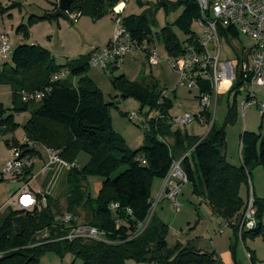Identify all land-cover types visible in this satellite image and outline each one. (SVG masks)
<instances>
[{"label":"trees","instance_id":"16d2710c","mask_svg":"<svg viewBox=\"0 0 264 264\" xmlns=\"http://www.w3.org/2000/svg\"><path fill=\"white\" fill-rule=\"evenodd\" d=\"M119 1L74 0L64 17L77 14L79 19L86 16L100 20L110 14ZM138 5L144 8L141 3ZM57 9L58 4L52 13ZM161 9L166 15L179 9L182 12L173 25L156 33L153 31L157 26L155 15ZM200 18L201 10L195 0H157L155 11L148 8L138 15H126L123 26L138 47L146 45L150 48L158 42L170 57H179L184 53L185 46H182L173 28L187 36V42H192L196 34L191 27ZM40 19L52 18L47 14ZM23 28L21 26L17 32L23 31ZM228 34L238 35L231 28L219 30V35L225 38ZM144 52L150 56L146 50ZM90 58L91 54L65 65H56L51 53L39 45H19L11 55L12 66L0 71V85L11 86L13 111H31V118L24 126L30 143L56 151L68 163L76 162L80 153L88 154L86 166L67 173L69 191L66 213L76 216L79 210H88L90 217L85 224L104 231L108 242L58 240L32 247L39 231L48 229L56 238L63 237L67 231L64 225L58 223L64 214L56 200L36 193L39 207L32 211L8 209L0 218V252L5 253L0 264H39L41 257L47 253L61 258L71 254L83 264H222L215 252L201 251L190 244L168 245V226L155 214L148 220L153 206L152 186L155 180L165 179L174 161L192 150L182 160L181 166L187 183L193 187V194L207 203L213 213L235 227L232 224L242 219L246 205L240 195L241 189L245 186L249 190L253 168L261 166L264 169V136L243 132L242 165L234 166L226 158L225 128H218L213 123L209 132L200 138L190 136L186 131L173 130L170 112L175 91L164 97L163 92L168 89L156 81L130 82L119 76L111 79L114 90L119 96L135 99L140 104L139 113L147 118L148 123L143 145L131 150L124 138L113 130L110 116L112 104L105 102L103 93L88 76ZM238 58L240 64L245 55L243 59ZM63 72H67L65 77L53 80ZM249 81V77L243 79L237 74L233 90ZM22 91L46 92L38 102H23ZM208 91L207 86L201 89V92ZM5 113L0 104L1 133L13 132L18 125L13 115L4 118ZM235 118V108L229 105L226 124ZM210 121L208 115L207 123ZM6 144L21 150L23 155H39L28 145H20L16 141L12 145L9 142ZM28 174L24 176L25 183L30 182L26 179ZM90 175L102 179L95 200L90 199L84 185ZM112 204L118 205L115 211L110 208ZM256 207L257 228L244 233L243 239L246 235L256 236L262 232L264 200H256ZM146 223L139 233L138 226ZM235 228L238 230V225Z\"/></svg>","mask_w":264,"mask_h":264},{"label":"rangeland","instance_id":"374dc122","mask_svg":"<svg viewBox=\"0 0 264 264\" xmlns=\"http://www.w3.org/2000/svg\"><path fill=\"white\" fill-rule=\"evenodd\" d=\"M156 1L128 0L127 5L129 8L126 15L128 13L138 15L148 8L155 11ZM58 3L59 0H0V35H8L13 50L23 44L39 45L51 53L56 65H65L70 61L87 56L91 51L105 47L108 40H112L114 23L110 14L100 20H93L90 17L83 16L77 22L71 20L69 15L51 20H39V18L52 13ZM138 3H141L145 9L140 8ZM181 12L182 9H179L166 15L163 9L159 10L155 15L157 26L153 28V31L157 33L162 28L173 25ZM32 18L35 19L31 21L30 19ZM21 26H24L23 31L17 32ZM191 29L193 33L199 35L200 32L196 22H193ZM173 30L182 46H184L187 36L176 27ZM220 44L221 60L232 61L236 67L238 65L241 67L238 57L243 59L245 53L251 51L255 46V42L251 37L241 32L237 36L228 34L227 38L220 35ZM152 48H154V55L160 61L156 65L150 63L147 54L136 50L128 53L116 69L110 67L103 72L92 67L88 73V76L103 93L105 102L112 104L110 116L113 130L124 138L126 144L128 142L127 145L131 150L139 149L144 143L143 126H137L135 121H130L127 117L131 112H139L140 104L133 98L122 99L111 84L112 78L124 76L130 82L156 81L161 87L168 89L170 93L175 91L173 109L170 113L172 116L184 113L196 114L199 107L196 93L194 91L190 92L178 84V76L168 64V60L171 57L165 47L156 42ZM11 66V55L7 59H0V71L5 67ZM249 89V83L245 82L235 90L222 93L215 112L212 110L216 126L225 128L226 151L227 153L229 152L230 158L232 153L235 159V162H230L228 159L227 161L237 167L241 166L240 152L243 132L264 136V116H261L259 110L260 105H264V85L254 86L258 103L250 106L247 104L244 107ZM0 104L6 110L4 118L13 115L15 123L18 125L15 131L9 133H1L0 129L1 206L7 202L14 191L25 185V182H22L24 177L13 180L10 177L1 176L5 163L13 158L15 150L21 151L8 147L6 143L9 142L12 145L16 141L20 145H28L29 148L41 156H45V147L38 143H30L26 138L24 126L31 118V111H13L11 86L0 85ZM229 105L235 108L236 118L233 122L226 124ZM153 114L155 115L156 113ZM210 128L211 124L200 125L194 122L184 127L182 131H186L190 136L200 138L204 137ZM44 158L46 161V157ZM88 160V154L80 153L76 162L79 168H83L88 163ZM41 167L42 163L37 161L32 173L36 177L30 183L31 189L38 194L51 196L56 200L62 213L64 215L67 214L66 207L69 191L67 173L69 170L65 169L59 173L55 170H50L46 173H41ZM250 173L249 190L244 186L240 192L246 204L244 212L251 193L254 196L255 192L254 198L256 200H264L263 167L256 166ZM28 178L30 177L26 179ZM101 182L102 179L99 176H87L84 185L89 191L91 200L97 198ZM157 194V191L153 193L152 201L154 203L158 200ZM179 203L181 204L179 210L174 209L169 201H164L161 205L159 204V206L153 208L155 216L159 219L161 218L163 223L168 226L166 241L170 247L175 246L177 243L184 246L190 244L198 250L203 248V251H205L207 250L206 247L209 246V248L216 251L222 264H264V212L261 217L262 232L256 236L246 235L243 239V235L235 228L237 225L239 226L242 219L233 222L232 225L235 227L225 225L223 219L213 213L207 203L193 194V187L190 183L184 185L179 197ZM255 209L257 210V207ZM1 211L0 218L3 217L6 209L4 208ZM75 217L76 223L82 225L87 223L90 213L88 210H79ZM221 227L224 228L223 232H220ZM39 264H83V262L71 254L61 258L54 253H47L41 257Z\"/></svg>","mask_w":264,"mask_h":264},{"label":"built area","instance_id":"2783aa9c","mask_svg":"<svg viewBox=\"0 0 264 264\" xmlns=\"http://www.w3.org/2000/svg\"><path fill=\"white\" fill-rule=\"evenodd\" d=\"M201 10V18L196 21L199 29V35L192 42H185V50L179 57H171L168 64L172 71L178 76V84L190 92L196 93L199 100V107L196 114L184 113L182 115L171 116L170 124L173 130H182L189 124L197 122L200 125H209L214 123L215 108L221 98V94L232 91L237 82V74L243 79L250 78L248 98L244 107L248 104L254 105L256 95L254 86L264 85V0H195ZM128 0H120L110 11L114 23V35L112 40L103 48L95 50L91 54L90 66L105 72L107 69L117 68L123 62L128 53L136 50L149 53L150 63L158 64L160 61L154 55V51L149 50L146 45L138 47L132 40L131 34L123 26L124 13L127 8ZM70 19L74 22L79 20V15L70 14ZM231 28L235 32L243 33L251 37L255 46L249 52L245 53V60L240 63L241 67H236L232 61L221 60L220 29ZM13 48L11 40L7 34L0 35V59H7L12 55ZM145 53V52H144ZM239 59V58H238ZM239 62V61H238ZM67 72H63L54 77V81L63 78ZM207 86L208 92H201L202 87ZM46 91L25 92L22 91L21 98L23 102H38ZM169 91H164L163 96L167 97ZM214 110V112L212 111ZM260 114L264 116V105H260ZM210 116V123H207V116ZM130 121H135L137 126L148 128L147 118L139 112H131L127 115ZM192 151V150H191ZM191 151L187 152L181 159L172 163L171 169L165 177L164 187L156 203H153L148 220L153 214V208L167 200L171 206L179 210L181 204L179 197L182 189L187 184V176L182 169V160L189 156ZM46 161L42 167L41 173L50 170L61 172L63 170L78 169L76 162L68 163L60 158L56 151L45 148ZM38 160L37 156L23 155L21 151L15 150L13 158L7 161L2 169V177H10L13 180L22 178L26 173L30 175V182L35 178L32 169ZM24 182V180L22 181ZM29 182V183H30ZM29 183H25L23 188L18 189L7 202L0 208L6 211L21 210L32 211L40 206L36 193L28 189ZM45 201V200H44ZM256 202L253 194L249 196L246 211L239 223L238 231L244 233L254 231L257 228ZM112 211L118 208L117 204L110 206ZM5 211V212H6ZM4 212V214H5ZM58 223L67 228L65 235L61 238L52 237L48 229L39 231L34 237L32 247L40 246L46 243L65 240L72 242L74 240L108 242L104 231L98 228L76 223V217L72 214H65L58 219ZM75 223V224H72ZM225 225L229 223L223 220ZM146 224L138 226L139 233L144 230ZM223 227L220 232H223ZM0 252V260L4 256Z\"/></svg>","mask_w":264,"mask_h":264},{"label":"crops","instance_id":"0c3cea01","mask_svg":"<svg viewBox=\"0 0 264 264\" xmlns=\"http://www.w3.org/2000/svg\"><path fill=\"white\" fill-rule=\"evenodd\" d=\"M128 8H129V6L127 5V8H126V12L124 13V16H126V13H127V10H128ZM143 9H145V8H143ZM142 9V10H143ZM130 14H134V13H128L127 15H130ZM110 41L108 40V42H107V44L109 43ZM153 46H150V50H152V51H154V48H152ZM90 54H92V51L90 52ZM170 92V91H169ZM171 113V112H170ZM153 116H156V114L154 115V114H152ZM171 116H172V114H171ZM209 132V131H208ZM127 144H128V142H127ZM241 153V152H240ZM38 157V162H41L42 163V167H43V165H44V161H45V156H41L40 154L37 156ZM226 158L230 161V162H235V159L233 158V154L231 153V158L229 157V152L227 153V151H226ZM240 165H242V158H240ZM77 163V162H76ZM36 165V164H35ZM35 165H34V167H35ZM240 165H238V166H240ZM34 167H33V169H32V173L34 172ZM42 167H41V169L40 170H42ZM41 172V171H40ZM63 172V171H62ZM251 181V180H250ZM31 183V182H30ZM30 183H29V186H28V189H30V190H32L31 189V186H30ZM163 187H164V181L163 180H155L154 181V183H153V186H152V198H153V193L155 192V191H157L158 192V198H159V196L161 195V193H162V191H163ZM20 188H23V187H20ZM20 188H18V189H20ZM17 189V190H18ZM16 190V191H17ZM16 191H14L11 195H13ZM33 192H34V190H32ZM257 191H258V188H257ZM36 193V192H35ZM11 195H10V197H11ZM261 195V194H260ZM254 196H255V192H254ZM9 197V198H10ZM164 201H167V200H163L162 202H160L159 204L161 205V203H163ZM154 203V202H153ZM5 204V203H4ZM3 204V205H4ZM159 204L157 205V206H159ZM3 205H1L0 206V208L3 206ZM153 214H155V212H153ZM152 214V215H153ZM161 219V218H160ZM161 221H162V219H161ZM163 222V221H162ZM207 248V250H205L206 252H215L216 253V251L215 250H213L212 248H209V246L208 247H206ZM199 250H201V251H203L204 249L202 248V249H199ZM226 254V253H225ZM228 263V262H227ZM229 264V263H228Z\"/></svg>","mask_w":264,"mask_h":264},{"label":"water","instance_id":"95a60500","mask_svg":"<svg viewBox=\"0 0 264 264\" xmlns=\"http://www.w3.org/2000/svg\"><path fill=\"white\" fill-rule=\"evenodd\" d=\"M73 2L74 0H59L58 9L55 12L49 14L50 18L56 19L59 17H64V15L68 12ZM121 98L124 99L125 96H121Z\"/></svg>","mask_w":264,"mask_h":264}]
</instances>
